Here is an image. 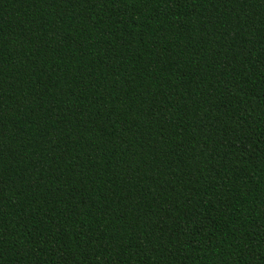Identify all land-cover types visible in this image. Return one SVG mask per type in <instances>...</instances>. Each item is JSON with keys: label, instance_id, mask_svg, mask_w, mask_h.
<instances>
[{"label": "trees", "instance_id": "1", "mask_svg": "<svg viewBox=\"0 0 264 264\" xmlns=\"http://www.w3.org/2000/svg\"><path fill=\"white\" fill-rule=\"evenodd\" d=\"M0 264H264V0H0Z\"/></svg>", "mask_w": 264, "mask_h": 264}]
</instances>
